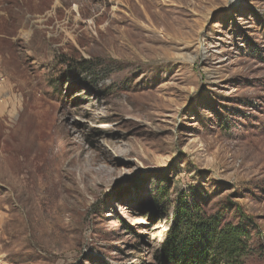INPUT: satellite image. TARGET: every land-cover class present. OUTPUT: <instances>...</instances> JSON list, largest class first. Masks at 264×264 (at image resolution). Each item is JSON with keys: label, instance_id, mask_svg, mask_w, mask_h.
<instances>
[{"label": "rangeland", "instance_id": "obj_1", "mask_svg": "<svg viewBox=\"0 0 264 264\" xmlns=\"http://www.w3.org/2000/svg\"><path fill=\"white\" fill-rule=\"evenodd\" d=\"M181 197L264 264V0H0V264H163Z\"/></svg>", "mask_w": 264, "mask_h": 264}, {"label": "trees", "instance_id": "obj_2", "mask_svg": "<svg viewBox=\"0 0 264 264\" xmlns=\"http://www.w3.org/2000/svg\"><path fill=\"white\" fill-rule=\"evenodd\" d=\"M86 72L88 67L79 66ZM251 221L222 223L194 201H176L172 223L160 246L163 264H245L251 253Z\"/></svg>", "mask_w": 264, "mask_h": 264}, {"label": "bare ground", "instance_id": "obj_3", "mask_svg": "<svg viewBox=\"0 0 264 264\" xmlns=\"http://www.w3.org/2000/svg\"><path fill=\"white\" fill-rule=\"evenodd\" d=\"M2 169H3V167H2Z\"/></svg>", "mask_w": 264, "mask_h": 264}]
</instances>
